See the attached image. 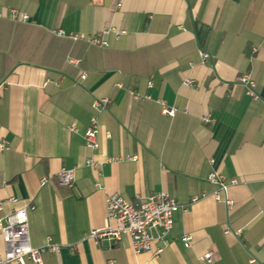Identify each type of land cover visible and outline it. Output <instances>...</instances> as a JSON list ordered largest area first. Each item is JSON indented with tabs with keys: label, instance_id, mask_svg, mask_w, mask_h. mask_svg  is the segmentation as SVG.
<instances>
[{
	"label": "crops",
	"instance_id": "0c3cea01",
	"mask_svg": "<svg viewBox=\"0 0 264 264\" xmlns=\"http://www.w3.org/2000/svg\"><path fill=\"white\" fill-rule=\"evenodd\" d=\"M0 10V200L15 198L0 219L33 206L31 247L60 246L42 264H208L207 252L212 264H264V0H0ZM105 28L124 33L108 47L54 33ZM245 74L257 99L237 83ZM93 117L95 151L83 139ZM125 156L137 159L107 162ZM63 168L74 169L71 187L58 183ZM211 172L236 180L220 199ZM161 192L185 211L158 256L133 254L126 237H89L107 225L108 193Z\"/></svg>",
	"mask_w": 264,
	"mask_h": 264
},
{
	"label": "built area",
	"instance_id": "2783aa9c",
	"mask_svg": "<svg viewBox=\"0 0 264 264\" xmlns=\"http://www.w3.org/2000/svg\"><path fill=\"white\" fill-rule=\"evenodd\" d=\"M0 17H5V13L0 10ZM9 17L12 20L27 21L28 16L15 9L9 10ZM54 33L60 37H67L73 42L83 41L93 46L108 47L107 37L113 36L118 39L124 32L105 28L101 32L93 35L83 33H65L62 30H56ZM202 62L210 59V56L199 51ZM70 63L76 64L74 60ZM85 74L81 78H85ZM246 89L249 96L258 98L255 88V82L249 74L241 76L237 80ZM186 84H191L187 81ZM150 86V83L148 84ZM0 86V90H1ZM108 100H96L93 108L97 112L105 109ZM162 113L167 116H173L174 110L162 106ZM98 122L95 117L91 118L84 132L83 139L85 146L95 151L98 148L97 134ZM7 149L6 144L0 142V151ZM136 156H125L117 158H108L107 162L114 163L122 160L133 161ZM87 166L100 169L102 163L95 162L92 159L87 160ZM59 185L71 187L74 180V169H61L57 174ZM207 180L216 187L215 197L220 199L218 193L226 192L227 188L236 184L235 179L228 181L215 172H211ZM48 179L43 178L41 185L47 183ZM99 187L98 183H95ZM6 202H15V198H9L5 201L0 200V211ZM33 209V206L22 207L5 214L0 219V231L5 245V252L0 255V264L18 263L24 264L25 259H29L36 264H42L41 253L58 252L60 246L53 244L49 239L37 248H33L29 242L27 209ZM106 222L107 225L101 230H92L89 237L99 244L101 240L120 241L126 237L129 240V246L133 254L148 253L151 256H158L169 245V236L173 227V216L178 211H185V208L178 204L169 194L161 192L147 197H136L133 201H127L116 193H108L105 201ZM183 246H190L191 238L183 235L180 238ZM200 259L208 264L215 261L213 252L203 254Z\"/></svg>",
	"mask_w": 264,
	"mask_h": 264
}]
</instances>
